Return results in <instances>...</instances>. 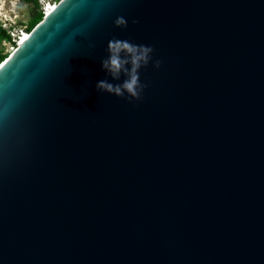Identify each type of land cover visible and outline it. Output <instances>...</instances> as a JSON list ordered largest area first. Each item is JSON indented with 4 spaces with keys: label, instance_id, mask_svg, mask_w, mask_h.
Masks as SVG:
<instances>
[{
    "label": "water",
    "instance_id": "1",
    "mask_svg": "<svg viewBox=\"0 0 264 264\" xmlns=\"http://www.w3.org/2000/svg\"><path fill=\"white\" fill-rule=\"evenodd\" d=\"M113 38L162 61L140 101L96 89ZM0 264H264V0L42 17L0 62Z\"/></svg>",
    "mask_w": 264,
    "mask_h": 264
},
{
    "label": "clouds",
    "instance_id": "2",
    "mask_svg": "<svg viewBox=\"0 0 264 264\" xmlns=\"http://www.w3.org/2000/svg\"><path fill=\"white\" fill-rule=\"evenodd\" d=\"M4 0H0V8L3 7ZM16 6V0H13V8ZM136 19L132 20V24H138ZM114 24L117 28L126 29L128 21L118 16ZM94 44H89V48H93ZM107 58L101 61L102 70H104L113 80H120L123 74L126 77L122 83L113 84L107 79L98 81L96 89L99 92L115 95L122 99L140 101L143 98V92L147 84L140 81L139 70L147 67L153 62L154 49L151 46L135 45L128 40H120L113 38L107 45ZM162 61L155 60L153 67L159 69ZM130 65V67H129ZM127 93V96H125Z\"/></svg>",
    "mask_w": 264,
    "mask_h": 264
},
{
    "label": "rangeland",
    "instance_id": "3",
    "mask_svg": "<svg viewBox=\"0 0 264 264\" xmlns=\"http://www.w3.org/2000/svg\"><path fill=\"white\" fill-rule=\"evenodd\" d=\"M60 0H16V6L13 8V0H4L3 7L0 8V25L12 37L27 33V28L36 14L45 12L50 4H56ZM13 42V41H11ZM12 46L7 41H0V58L8 57Z\"/></svg>",
    "mask_w": 264,
    "mask_h": 264
},
{
    "label": "trees",
    "instance_id": "4",
    "mask_svg": "<svg viewBox=\"0 0 264 264\" xmlns=\"http://www.w3.org/2000/svg\"><path fill=\"white\" fill-rule=\"evenodd\" d=\"M42 17H44V14L42 12L36 14L35 17L29 23L27 32H30L33 29V27L42 19ZM0 41H7L12 46H14V42H11L12 41L11 36L8 34V32L4 28L1 27V25H0ZM3 60H4V57L3 58L1 57L0 62Z\"/></svg>",
    "mask_w": 264,
    "mask_h": 264
},
{
    "label": "bare ground",
    "instance_id": "5",
    "mask_svg": "<svg viewBox=\"0 0 264 264\" xmlns=\"http://www.w3.org/2000/svg\"><path fill=\"white\" fill-rule=\"evenodd\" d=\"M57 4V3H56ZM55 4V5H56ZM54 4H50V5H48V7L45 9V12H44V16H46L47 15V13L55 6ZM30 32H23L21 35H20V40H19V43L29 34ZM19 43H18V45H19ZM17 45V46H18ZM16 48V47H15ZM15 48H12V50H11V52L15 49Z\"/></svg>",
    "mask_w": 264,
    "mask_h": 264
},
{
    "label": "built area",
    "instance_id": "6",
    "mask_svg": "<svg viewBox=\"0 0 264 264\" xmlns=\"http://www.w3.org/2000/svg\"><path fill=\"white\" fill-rule=\"evenodd\" d=\"M42 13H43V11H42ZM20 38H21L20 35H17V36L15 35L14 37H12V41L14 42L15 46L18 45Z\"/></svg>",
    "mask_w": 264,
    "mask_h": 264
}]
</instances>
